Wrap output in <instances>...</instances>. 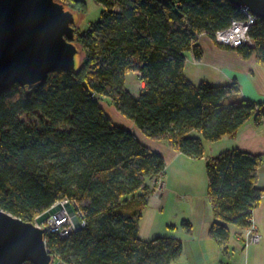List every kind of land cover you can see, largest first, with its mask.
Here are the masks:
<instances>
[{
  "label": "trees",
  "instance_id": "trees-1",
  "mask_svg": "<svg viewBox=\"0 0 264 264\" xmlns=\"http://www.w3.org/2000/svg\"><path fill=\"white\" fill-rule=\"evenodd\" d=\"M62 1L86 11L84 0ZM94 1L103 10L90 30L76 35L83 51L77 72L55 71L43 85L15 83L0 92V208L33 222L69 201L83 228L66 238L45 236L62 264H174L183 251L179 239L143 241L138 235L165 159L114 125L100 101L143 135L192 159L205 156L203 142L232 136L251 119L264 124V103L239 97L236 82L196 85L184 75L187 52L203 57L202 34L214 41L217 31L246 19L228 0ZM249 36L251 44L236 48L216 44L243 58L255 54L264 65V19L257 18ZM130 73L140 81L138 94L127 87ZM22 114L36 123H25ZM262 164L261 157L238 150L206 162L215 217L209 232L223 252L229 226L249 228L264 197L256 186ZM181 228L190 231L191 222L183 220Z\"/></svg>",
  "mask_w": 264,
  "mask_h": 264
},
{
  "label": "crops",
  "instance_id": "crops-1",
  "mask_svg": "<svg viewBox=\"0 0 264 264\" xmlns=\"http://www.w3.org/2000/svg\"><path fill=\"white\" fill-rule=\"evenodd\" d=\"M198 42L202 49L201 60H196L192 52L185 54L184 75L192 84L207 81L226 85L236 82L240 88L239 97L264 103V65L258 62L255 54L243 58L234 50L221 48L205 34L199 37ZM126 80L128 89L138 94L137 74L130 73ZM117 116L125 125L122 127L129 129L139 142L165 159L166 169L161 177L163 191H154L148 198L139 222L140 238L143 241L155 237L179 239L183 251L174 264H264V197L255 207L251 223L260 234L258 242L248 243V228L241 230L232 225L229 226L228 249L223 252L209 232L215 217L208 199L206 166L208 159L229 150L261 157L263 164L258 169L256 186L264 190V124L251 119L232 136L217 142H203L205 156L192 159L172 149L165 141L143 135L121 114ZM183 220L191 222L190 231L181 228Z\"/></svg>",
  "mask_w": 264,
  "mask_h": 264
},
{
  "label": "water",
  "instance_id": "water-1",
  "mask_svg": "<svg viewBox=\"0 0 264 264\" xmlns=\"http://www.w3.org/2000/svg\"><path fill=\"white\" fill-rule=\"evenodd\" d=\"M167 2V0H160ZM264 19V0H228ZM77 12L62 0H0V92L19 84L33 88L55 71L77 72L82 51L75 42ZM66 209L76 231L81 221L73 205L60 202L26 222L0 208V264H53L40 227Z\"/></svg>",
  "mask_w": 264,
  "mask_h": 264
},
{
  "label": "built area",
  "instance_id": "built-area-1",
  "mask_svg": "<svg viewBox=\"0 0 264 264\" xmlns=\"http://www.w3.org/2000/svg\"><path fill=\"white\" fill-rule=\"evenodd\" d=\"M242 13L245 16V21L243 22H235L232 26L225 28L222 31H217L214 42L221 46H229L232 48H236L240 45H247L251 44L252 41L249 36V28L252 24L256 22L257 19L254 18V16L251 14V12L247 8H242ZM162 185V179L159 178L154 179L151 187H154L155 191L162 192L161 190ZM65 201H62L61 204L63 205ZM77 216H79L77 212ZM81 221V227L84 226V221L81 216H79ZM45 228L47 231L51 233H58L61 237L66 238L69 234L76 231L75 227L73 226L71 217L68 215L66 209H63L57 213H55L53 216H51L45 225ZM249 235L252 243L258 242L260 239V235L258 230H256L253 225L248 228ZM57 261V260H56ZM58 264H62L60 261H57Z\"/></svg>",
  "mask_w": 264,
  "mask_h": 264
},
{
  "label": "rangeland",
  "instance_id": "rangeland-1",
  "mask_svg": "<svg viewBox=\"0 0 264 264\" xmlns=\"http://www.w3.org/2000/svg\"><path fill=\"white\" fill-rule=\"evenodd\" d=\"M74 0H68V2H72L73 3ZM85 4L87 5L86 11H77V21H76V25L75 27L77 28V33L79 32H86L88 30H90V28L92 27L91 25L94 24L95 22H97L100 17H101V12L103 10V7L100 6L99 4H97L94 0H84ZM83 58V52L80 53V55L77 56V62L78 64L81 63ZM137 81V80H136ZM140 87V81L138 80L136 82V88ZM140 89V88H139ZM138 89V90H139ZM137 90V91H138ZM108 101L105 99L103 101H100V104L102 105L103 109L106 111V113L109 115L110 119L116 124V125H123V123H121L120 119H119V115L117 113V111L109 104L107 103ZM20 118L25 122V123H31L34 124L36 123V119L31 117V116H27L25 114L20 115ZM125 126V125H123ZM161 190H163V182L161 185ZM152 193L155 191L154 187H151ZM156 192L159 193V191L157 190ZM62 201H60L61 203ZM47 222V221H46ZM46 222H44L40 227L45 228ZM48 232V231H47ZM260 235V234H259ZM250 239V238H249ZM248 243H252L251 241H247ZM54 263L53 264H58L57 261H55L54 258Z\"/></svg>",
  "mask_w": 264,
  "mask_h": 264
}]
</instances>
